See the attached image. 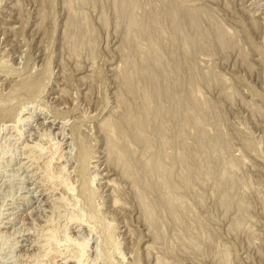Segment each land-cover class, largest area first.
<instances>
[{"label": "rangeland", "instance_id": "rangeland-1", "mask_svg": "<svg viewBox=\"0 0 264 264\" xmlns=\"http://www.w3.org/2000/svg\"><path fill=\"white\" fill-rule=\"evenodd\" d=\"M83 243L264 264V0H0V264Z\"/></svg>", "mask_w": 264, "mask_h": 264}, {"label": "bare ground", "instance_id": "bare-ground-1", "mask_svg": "<svg viewBox=\"0 0 264 264\" xmlns=\"http://www.w3.org/2000/svg\"><path fill=\"white\" fill-rule=\"evenodd\" d=\"M29 88V87H28ZM25 89V88H24ZM24 113V112H23ZM20 114L21 115H23L22 113H19L18 115H19V117H18V115H17V119H14L15 120V124L16 123H18L19 121L21 122V120H24V119H26V117L25 118H20ZM21 117H23V116H21ZM11 118V117H10ZM30 118V117H29ZM25 122V121H24ZM13 123V122H12ZM6 126V125H5ZM4 126V129L6 128ZM8 126V125H7ZM10 126V125H9ZM13 126H14V124H13ZM16 126V125H15ZM63 127V126H62ZM13 128V127H12ZM16 128V127H15ZM5 130H7V128L5 129ZM10 130H12L11 128H10ZM111 131V130H110ZM17 133V132H16ZM15 133V134H16ZM111 135H113V134H111ZM36 144V143H35ZM40 145V144H39ZM26 147V146H25ZM37 147V146H36ZM30 148V147H29ZM27 149V153H29V155H31L30 157H32L33 156V159H34V151L32 152L31 150L33 149ZM112 148V147H111ZM40 150V149H39ZM24 153V152H23ZM83 153V152H82ZM66 154V153H65ZM44 155V154H43ZM49 155H50V153H49ZM38 156V155H37ZM37 156H35V158H37ZM84 156V155H83ZM29 157V156H28ZM47 157V156H46ZM84 158V157H83ZM33 159H32V161H33ZM34 160H36V159H34ZM37 160H38V158H37ZM83 160V159H82ZM116 160V159H115ZM118 160V159H117ZM49 161V160H48ZM48 161H46V162H48ZM50 161H51V159H50ZM26 162V161H25ZM35 162H37V161H35ZM38 163V162H37ZM44 164V163H43ZM44 167L43 168H45L46 170L48 169L47 168V166H48V164L46 165H43ZM63 168V167H62ZM24 169V168H23ZM44 169V170H45ZM43 170V171H44ZM51 171V170H50ZM37 173V172H36ZM35 173V174H36ZM47 174V173H46ZM47 176V175H46ZM54 176V175H53ZM30 177V176H29ZM82 177V176H81ZM64 181V180H63ZM70 184V183H69ZM66 186V185H65ZM72 186H70V188H71ZM46 189V188H45ZM31 190V189H30ZM72 190V189H71ZM92 193H93V191H92ZM54 196V195H53ZM91 198V197H90ZM113 202H115V200L113 201ZM40 203V202H39ZM93 204V203H92ZM40 206V205H39ZM53 207V206H52ZM114 207H116V206H114ZM83 214V213H82ZM79 215V214H78ZM88 216V215H87ZM77 217V216H76ZM74 218L73 217V220H72V217L70 218L73 222H75L76 224H78V226H79V228L84 224H82L81 223V221H80V219H78V217L77 218ZM84 217V216H83ZM81 218V217H80ZM89 218H91V217H89ZM94 219V218H93ZM71 220H70V222H71ZM82 220V219H81ZM97 221V220H96ZM83 222V221H82ZM91 222V221H90ZM89 222V223H90ZM8 224V223H7ZM65 226V225H64ZM77 226V225H76ZM84 226V225H83ZM90 226V225H89ZM91 227H93V226H91ZM85 228V227H84ZM88 228V227H87ZM86 228V229H87ZM90 228V227H89ZM89 228H88V231H89ZM109 229V228H108ZM91 230V229H90ZM87 231V230H86ZM49 232V231H48ZM67 232V231H66ZM65 232V233H66ZM91 232L93 233V231L91 230ZM49 233H51V232H49ZM89 233V232H88ZM92 233H90V234H92ZM52 234V233H51ZM50 235V234H49ZM55 235V234H54ZM31 236V235H30ZM63 236V235H62ZM53 237V234L52 235H50L49 236V239L48 240H52L51 238ZM109 237V236H108ZM64 239V238H63ZM74 239V238H73ZM109 239H111V238H109ZM113 239V238H112ZM68 240V239H67ZM107 241V240H106ZM37 242V241H36ZM78 243V242H77ZM46 245V244H45ZM114 245V244H113ZM72 246V245H71ZM49 247V246H48ZM43 248V247H42ZM66 248V247H65ZM68 249H70V248H68ZM84 250H85V244L83 243V244H81V245H79L78 247H71V249L67 252V257L66 258H64L62 261H63V263L62 264H65L64 262H67L68 264H85V262H83L82 261V254H83V252H84ZM44 254V253H43ZM89 254V253H88ZM38 257V256H37ZM121 258V257H120ZM120 258H118V260L120 259ZM61 259V258H60ZM122 259V258H121ZM120 261V260H119ZM60 262V261H59ZM93 262V261H92ZM109 262V261H108ZM58 264H60V263H58Z\"/></svg>", "mask_w": 264, "mask_h": 264}]
</instances>
